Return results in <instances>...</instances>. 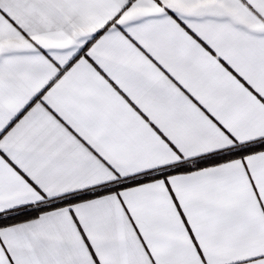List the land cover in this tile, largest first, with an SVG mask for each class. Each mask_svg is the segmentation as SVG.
Listing matches in <instances>:
<instances>
[{
	"label": "snow or ice",
	"instance_id": "1",
	"mask_svg": "<svg viewBox=\"0 0 264 264\" xmlns=\"http://www.w3.org/2000/svg\"><path fill=\"white\" fill-rule=\"evenodd\" d=\"M0 264H264V0H0Z\"/></svg>",
	"mask_w": 264,
	"mask_h": 264
}]
</instances>
